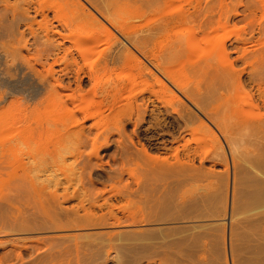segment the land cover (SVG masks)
<instances>
[{
  "label": "bare ground",
  "instance_id": "bare-ground-1",
  "mask_svg": "<svg viewBox=\"0 0 264 264\" xmlns=\"http://www.w3.org/2000/svg\"><path fill=\"white\" fill-rule=\"evenodd\" d=\"M19 1L23 3L20 4L21 6L24 5L23 9L21 8L22 10L17 9L16 7L17 1H15L16 5H14V3L12 4L13 1H11L10 4V0H3L1 2L2 3L4 2L3 4H6L7 7L6 9L12 12L13 20L25 21V24H21V25H25L27 30L32 34L35 33L34 25L42 26L41 25L42 22H44L45 24L46 23L51 24L52 22H54L51 20L52 18L53 19H55L56 17L59 18L61 17L60 15H62L60 12L59 16L53 15L54 17H51V19H49L50 14L47 13V10H45L42 7L47 0H19ZM56 1H57L56 3L59 2L58 4H60L61 7L62 6L65 7L64 8L65 10H68L67 11L68 14L66 13L67 15L65 14L64 18H61L59 20L60 22L59 21L57 22L60 23L62 29L70 28L69 30H71L72 26L73 27L76 26L78 29H85L86 32L90 30V32L93 31L98 33V31H102V29H104V31L106 30L110 32L109 34H111L112 32L115 34V36L111 35V37L113 36L116 39V42L114 40L115 46L112 47V50H109L110 52L105 56L103 65L100 64V66L102 65L104 72L114 70V65L119 63L120 66V62H122L124 65L129 64L130 68L132 65L133 66L132 68L135 67L137 69L138 72L137 71L136 72L140 74L139 76L141 75L145 76L147 79L149 78V81L150 80L152 81V83L150 82V84H153V88L154 87L155 88L154 89L152 88L151 91H149L150 92L149 96L148 95L146 97L141 96L140 101L142 102L140 103L138 101L139 99L138 100L132 99L134 101L132 100L130 101L128 99L130 95L127 94L126 95L127 98L125 99L126 100L128 99L129 101L127 100L128 103H126V105L125 103L122 104L125 106L121 110L120 108H122L121 107L122 105L119 103V100L121 102V100H123L122 98L125 97L126 92H124V90L126 91L127 89L123 90V88L126 87L124 86L126 82L123 83L124 87L122 88V84L121 85L120 83L117 84L118 81L112 84H110L109 81L108 82L109 84L105 83L104 86L102 87L100 86L102 90V92L100 93H102L103 96L99 98L100 100L98 99L99 103H96L99 104V107L98 105L95 106L98 107L96 108L97 111L95 112L99 114L100 120L102 118L100 114L102 115L103 112L109 111V113L108 114L106 113L105 115L109 121L104 115H102L104 116L103 119H106L110 123L113 122L111 123V126L113 125L114 129L117 128L116 131L119 133V138H121V134L123 133L125 134L126 123L128 122L132 125V131L137 138V142L129 135H126L127 134L126 133L125 135L127 139L123 138L124 134L122 135V139H124L125 141L127 140L126 143L123 145V143L121 142L123 140L121 141L119 140V145H120L119 147L121 149L119 147L117 148H119V151L122 150V152L120 153H130L129 154L130 156L126 154V156L129 157V159L128 157L127 159L128 161L137 162V164L135 163L136 165H138L139 162L143 163L145 161L143 163L144 164L143 166L145 167V163H146V168L143 169V174H145L146 177L144 179L141 177L133 176L135 178L133 177L132 178L136 183V188H133L131 186L132 181L129 182V179L126 178L124 175L125 173L124 172L121 174L119 173V171L122 170L124 171L123 168H126V164H125L126 160L125 161L122 160L121 162L123 165L125 164V167L121 166L120 168H122V170H120L119 168V171L117 170L118 172L113 171L114 169H116L115 167H113L114 168L113 170H109V171L106 170L105 173H99V171L98 172L93 171L91 169H88V167L87 169L85 168L80 173V178L78 181V184H80L79 186L80 189L75 188L72 190V192L70 191L69 193L68 187H65V191H64L65 193L59 194L58 189L56 187L50 190L48 183L47 184L41 183V185L35 184L33 180L29 177V173L24 171L23 165H25V162L24 163L22 162L23 164L22 165L20 160L19 165L21 164L20 166H22V169L25 172L23 181L25 180L28 181L27 179H29L30 185L29 184L27 185L28 188H22L24 192H26L25 195L23 194V190L21 189V187L20 188L17 187L18 183L19 185H21L20 184L21 180L16 181V183H14L12 186L8 185V189H6V191H2V194L0 195V199H1L0 202L2 201L1 202L2 205L0 206V211L2 212L0 214H2L4 212L3 210L5 209V211L7 210V212L10 213L13 219H16L17 220L16 222H18L19 221V219H17L18 216L21 214L24 215V213H22L23 208L21 209L19 206L21 204H25L22 203L23 200L21 199L24 196V202L27 201L26 203L29 204V202H31L32 199L36 203L34 204L31 202V204L34 205H29L30 207L34 206L33 208L35 210H33L32 208V211H36V212L32 213L31 208L28 207H27L28 209L24 207L26 209L24 212L27 213V211L30 209L28 213L31 212L32 215H34L31 216L32 218L37 217L39 214H40L39 216L42 215V217L39 218V220H37L38 218L37 219L33 218L34 221H30V224H25L20 226L19 223H17L16 226L17 225L19 226L14 227L13 225H15V223H13L12 226L7 224L8 222L7 223L5 222L6 220L2 218L3 216L2 214V216L0 215V236H5L6 234H9L8 231H13V230L19 232H28L33 230L36 231V229L38 230L44 229L43 231L54 230L56 235L53 234L55 235L53 237L43 236V238H37L35 240H32L31 242H28L27 240V242L24 241L22 244L15 243V245L12 246L11 249H8L9 253L10 251L13 252L16 255V258L21 260L22 255L28 252V248L29 247L33 248L31 249L30 254L32 255L36 254V257L34 256L33 261L28 260L29 261L28 263L27 260H25L24 258V260L26 261V263L24 262V264H73V263L81 264L82 262H85L87 260L86 258L87 256H89L88 260H90V257L91 258L94 257L95 259H97L95 257L97 255L99 256L101 255V257H103L104 260L108 261L112 251L115 254L113 255V258L115 259L114 260L115 264H216L214 262L216 260L213 259L214 258L213 256L215 255V253L219 252V248H220L219 239L221 238V241L224 240H222L221 236H219L220 237L219 238L218 234L214 233L217 231L216 228L213 229L212 227L211 228L208 227L210 229L209 230L208 228L205 227L206 224L205 225L203 224L201 225V223L195 224L197 223V219H201L203 217L210 218L211 216L215 217V215L211 213V211L210 213L207 214L205 212V215L198 211L199 210L198 206L200 204L198 205L199 201H197L198 200L197 198L206 197L207 199L209 198L208 200H210V203L212 201L215 204L214 206L216 207V210L213 209L212 207L211 208L212 211L215 210L217 219L218 216L221 217L223 215L224 216L223 223L227 222V227H228V233L226 232L227 250L225 249V251L223 250L222 252L228 251V253L226 254L227 255L229 254L228 259L231 261V263L229 262V264H237V261L238 264H264V48L257 46L260 45L261 40L259 41V39L256 38L260 43L258 41L257 43L259 44L256 43L257 45L255 43H252L253 41H251L250 38L247 37L245 30L244 32L240 33L237 36V38H235V40L233 39L226 41L227 37L225 38V41H222L223 39L221 40L222 42L219 40L218 43H220L219 44L220 48L217 49L221 51L222 55H224L223 57L228 59L227 60L225 59L223 62L222 61L214 62V60L210 56L213 55L212 53L207 57L204 56V58L203 57L200 58L201 61L198 60L195 63L191 62L192 64H190V68L192 71L190 70L189 71L190 74H188L189 73L188 72L187 76L186 73L184 74L185 77L184 76L183 77L185 79L179 75L180 73L178 70L177 72L179 74L176 73L175 70L177 69L175 68L176 61L174 62L173 67L171 65L172 62L178 59L179 57L182 58H180L178 60L179 62L178 61L177 62L181 64L182 61L181 59H183V57L184 56L186 57L187 55L185 53L186 50L188 48H189L188 50H190L191 48L192 40L193 42H195L194 41L196 40L195 38L199 39L201 38L202 35L206 36L209 34L210 36V33L212 32L215 33L219 28L226 26L228 23L230 24L229 19L232 14L229 13L231 12L233 13L234 10H235L234 16L235 15L239 16L244 13H239L236 10L237 9L236 7H235L236 9L234 10L232 9L231 11H229L227 5L230 3L228 2L227 4L226 3L227 0L216 1V2L219 1L220 3L219 6H216L217 4L215 5L216 7H219L218 10L217 8L215 9V7L209 2L211 0L209 1L193 0V2H191L192 0H186L188 1V3L189 1L191 2L190 3L191 5L189 6L187 5L188 7L182 6L183 5L182 0H180L181 1L180 5L181 4L182 5L180 6L178 3L177 4V6L179 5L178 7L176 6V4L173 7L171 3L179 2V0H146V2L148 1L150 4L148 2L146 3L145 0H143L141 2H145V3L144 5H141L142 7L139 8L138 5L135 8L132 7L136 3L139 4L140 1L138 0H56ZM186 1L184 0V2ZM131 2L132 3L134 2L135 4L134 3L132 4ZM147 4H149L150 6L154 5L152 7L153 9H155L154 7H157V11L155 9V11L157 12V13L155 12L156 13L155 16L151 14L153 18L151 19L149 18L148 20L146 19L147 17H145V11L147 12L148 9L146 10L141 9L144 6L149 8L148 6H146ZM168 4H171L173 8L168 7L169 6ZM17 6L19 7V4ZM1 9L3 10V7ZM149 9H151V7ZM4 12H6V10ZM69 12L71 15L69 14ZM216 14L217 16L215 18ZM38 17L40 19H38ZM241 17L244 18L246 16L242 15ZM3 19L6 20L7 18H3ZM3 19L0 17L1 23L5 21ZM136 19L140 21L139 22L135 21ZM261 20L259 21V23L261 22ZM239 21L240 20H238V22ZM4 24L5 23H3V25ZM56 24L54 25V28L55 26H58ZM11 25H8L7 27L9 26L13 27ZM262 25L263 26L260 25L258 26L264 28V24ZM179 26L181 27L184 26L188 30H186V32H183L182 29L181 30L182 32L180 33L179 31L180 29L178 28ZM244 26L245 25L243 24L242 27L246 28ZM49 27L47 25L46 27L43 28L45 31V35L43 34V36H45L46 39H48L47 42L48 41L49 42L48 43L44 42L47 48L43 43L41 44L43 45V49L45 48L42 51L45 52L46 50L49 56V53L51 51L55 52V50L51 49L53 48V46L54 47L56 46L55 48L57 50L55 53H53L54 55L52 58L53 61L50 64V66L48 65L47 67L46 65L47 68L44 66V68L47 69V73L48 74L51 73V77L53 80V82L51 83L52 88L49 85L51 90L49 89L48 93L51 92V95H53V93H57L58 95L56 97L59 98L55 99L56 94L53 95L52 98L54 97L53 98L55 99L54 101L56 102L57 100V104H59L58 101L64 99L62 102L66 104V98L62 99L60 93L62 92L64 96L66 95L65 94L66 90H69L70 92L67 91V95H66L67 98H69V103L71 102L73 105H76L77 101H75L76 99L75 97L77 96H75L73 93L75 88L74 90H72L73 89L72 84H75L79 92H83L80 90L85 89L83 88L85 85L94 89L96 85H100L97 84V82L101 80H98L99 77L97 75H95L96 78L94 76V73H97V71L89 68L85 69L86 67L80 64L79 59H77L73 54L72 45L67 46V44H65V39L67 38L66 33L63 32L62 34V31L60 32L59 30H57V27L56 30L51 29L52 27L51 28ZM175 27L178 28V30L177 29L174 30V31L177 30L175 32V35L177 34V32L178 34L174 37L173 40L171 38L174 35L171 36L170 34L169 37L170 36L171 37L169 38V40L171 39L172 41L169 43L168 42L165 43L166 41H164L165 38L163 37L164 38V39L162 38L164 41L163 42L161 37L166 35L167 36L166 39H168V34H167L169 33L168 31L174 29ZM231 27L232 26H230V28ZM13 28H15V26ZM243 28L240 29V32L241 30L243 31ZM256 30L257 29H255V31ZM258 30L264 32L263 29L258 28ZM24 31L22 33L20 32L21 34H23V36L26 32ZM93 32L91 33L92 36H94V34L96 35V33L93 34ZM69 37L71 36L69 35L68 38ZM95 37L96 36H94L93 39ZM213 37L210 38L212 39ZM83 38H80L78 40L80 44L78 43L76 45L78 41L76 43L73 42L74 47L75 45L76 47L78 46V48L76 47L75 48L78 49L79 52L83 48L82 47L83 45H84L83 49L85 50L86 43L85 42L83 43V41H85L88 38L86 39L85 37ZM43 39L45 38L43 37ZM203 39L201 38L202 42L201 40L197 42L203 43ZM24 41L26 44V40ZM50 41H52V44L54 42H56L57 44L55 43L56 45L53 44L50 47L49 45L51 44ZM217 41L215 40L216 44ZM18 42H23V40L21 41L20 39L18 40ZM213 43H212L213 46L216 45ZM214 47L216 49V46ZM214 47L209 51L211 52L212 50H215ZM12 49L13 47L10 50ZM16 49L14 51H16ZM84 50L82 53L83 54L85 52L87 53V51ZM195 50L197 51V49ZM196 51H194V53ZM10 52H12L11 54L13 55V50ZM10 52H8V54ZM16 53L18 54L19 52L17 51ZM82 53H81L82 56L78 53L81 56L80 58L88 57L86 53H85L86 57L84 56L85 54L83 55ZM189 54L191 55L192 53L189 52ZM190 55L188 57H190ZM230 56L233 57L231 58ZM86 59H84V62H86L85 61ZM186 59L184 60V62L186 61ZM193 59L195 60V58ZM189 60H191V58ZM182 64L184 65V63ZM54 65H58L57 71L54 68ZM185 65H187V63ZM236 65L237 66L242 65V66L241 67L239 66L240 68H238L236 67ZM185 67L186 66H184L183 69H186ZM173 68H175L174 69L175 71L173 70ZM179 68L181 69L182 67ZM121 70L123 69L121 68ZM58 73H69V74L74 73V76L72 80H69L65 83L64 79L62 78L63 75L60 74L61 76H55ZM85 73H90V74L86 75ZM189 75H191L192 77H190ZM85 76H88L89 79L90 78L93 79V82L91 81L92 82L91 85L94 86L91 85L89 86L87 84L89 81L86 80L87 77L85 78ZM142 76L141 78H143ZM186 77H189L188 80ZM109 78L107 77L104 81H106L107 79L109 80ZM145 79L143 78L141 80L144 81ZM129 81H131V79ZM149 81L147 84L150 86ZM126 84H128V82ZM45 88L47 87H44V89ZM247 88L248 90H246ZM70 89L72 90V92ZM129 91H133V90H129ZM123 92L125 93L124 97H122ZM69 93H72L73 95ZM83 93H81L82 95L79 94L78 96L79 97L80 95L81 97L84 96ZM244 95H245V99L247 98L246 100L248 101L247 105H245L246 103H244V101L242 100ZM49 96L48 97L46 96L48 100H49ZM24 99L26 98L24 97ZM64 104H62V107ZM118 105L120 108L118 107ZM101 108H104V111H102ZM62 109H64L65 112L66 109L68 110V108H66V105ZM81 111L82 112L79 113L83 114L82 115V117L84 116V119L82 118L83 120L82 119L80 120V118L77 117L78 115L76 116V111L74 112V110L69 108L68 114L69 116H72V113L74 112L73 113L74 118L70 125L64 124V129H65L64 135L69 137H71V135H75L76 138L75 140L81 143L85 142L89 138L91 139V141L89 142L97 143L99 139V134H95V132H93L95 135L90 137L92 131H90L91 128H87L88 126L86 124V120L93 117L98 118L95 117L98 115H94V111H92L93 113L89 112L88 110H81ZM155 111L156 114L154 113ZM146 114L148 115V118L150 119L153 118L155 120V121L153 120L155 122L154 125H152L153 123L151 124L152 127L154 126L153 129L142 128L143 127L142 124L144 120H146L147 118ZM163 115L164 116L166 115L167 117L162 118L161 116ZM168 118L170 119L167 120ZM107 121H106L107 123L106 126L109 127L110 125L108 126ZM150 121L152 122V120ZM60 122L61 120L58 121L56 124L55 121H53V123L61 127L62 125L60 124H62L63 121L62 123ZM99 122L100 121H98V123ZM102 122H105V120H103ZM98 123H94V125L96 126L98 125ZM101 126L104 127L105 123H102L100 127ZM148 126L150 127L149 124ZM50 127L41 125L39 128L41 131L45 132V131H49ZM94 127L92 130H94ZM112 127H110V129L113 130ZM96 128L98 129H95V131H98L100 129L99 127ZM61 129L62 127L58 130ZM170 129H172V131ZM31 130L33 131L34 128ZM168 130H170L171 132H169ZM109 133L107 132L106 134H103L104 136L102 137L104 139L101 138V140L104 141L103 142L104 146L107 148L111 144L110 143L111 133L110 134ZM197 134L198 135L200 134L201 139H199V141L200 140L204 141V139L205 141H207L208 140L206 139L207 137L210 138V140L213 139L214 141L213 140L212 141L214 143L217 142L215 143L217 147L216 149L217 151L215 152V154H213V156H204L205 154L203 155L204 157H200L201 155L198 156L200 158L199 159L200 165L198 166L195 165V156L197 155L196 154L197 151L192 149V144H191V140L196 141ZM60 135L62 136V134ZM201 135L203 136L204 139H202ZM14 136L16 135H13V137ZM166 136H168L170 140L166 138ZM187 136L188 137L191 136V138L189 137L190 138L189 139ZM13 137H11V139H13ZM14 138H18V135L17 137ZM11 139L8 138L7 141L8 140L10 141ZM7 141H3L0 144V168L3 166L5 167L6 165L8 166V164H11L10 161L12 162V164L13 162L17 163V161L10 160L11 158L9 156V153L11 152L8 151L11 150V147L13 145H12V140L10 141L11 143L9 141L8 143ZM14 141L15 140L13 139V142ZM199 141H196L198 142L196 143L198 144V146L201 144V142ZM5 142L8 143V145ZM116 142L117 141H115V143ZM136 143H139L140 147H138ZM168 143H171L173 146L171 145L172 147H170ZM96 146L99 147L100 145L96 144L95 146H93V149ZM181 147L184 150L182 155L180 154ZM100 148L101 147H99L98 149ZM98 149L95 148V150L92 151L91 155H94V153L98 152L99 151ZM151 151L158 152L155 154L161 153L162 155L161 154L153 155ZM198 154H200V152ZM95 156H98V154H95ZM172 156L173 159L171 160L170 158H172ZM208 158L212 159L211 162H213V164H220L224 168V170L221 172H216L214 169H209L208 171L204 170L205 169V168L203 169L205 163L204 161L208 160ZM140 159L141 160L143 159L144 161L143 160L139 161ZM101 160L99 159L97 163ZM113 160H115V158H113ZM88 162L92 164L91 160H89ZM86 164H88L89 166V163ZM128 169L129 168H127V172ZM128 174L130 175V171ZM93 175H96L100 178L102 177L107 178L108 179L107 181L110 182L108 187L107 185L98 186V184L92 179ZM150 175L154 177H151ZM148 176H150L151 178H148ZM84 178L90 179L89 182ZM154 180L158 182L160 186L163 187L167 186L168 188L171 186L170 184L174 185V183L175 185L176 184L180 185L181 183L183 184L186 183L191 185V184H197L198 182L199 184L200 182L202 183L205 181L208 182L199 185L201 186L200 189L202 195H200V192L193 194L191 193L187 196L189 201H187L188 199H186V196L184 198V195L186 192H188V190L182 194L181 196L182 198L180 197L181 195L180 194L178 197L181 198L182 200L184 198L186 199V201H183L184 203L181 205L182 207L180 206L181 209L180 207H178L181 203L179 205L175 204L176 207L179 208V210L177 209L176 212L174 211V213L170 212L171 208L169 207H172L173 209L175 206L174 207L169 206V204L173 205L172 203L175 201L171 200L172 202L171 203L169 199L174 198L176 194L169 192L170 190L168 189H165V190H161L160 194L158 193L159 195H157L156 201L151 207L149 206L147 207L145 205L147 207L146 209L147 212L144 211V213L141 214L139 212L140 215L126 214L125 206L130 202L132 203L134 198L140 193L141 191L140 189H142L143 187L146 188L147 186L151 187L152 184H155ZM158 183L156 186H159ZM17 188H19V190L16 191ZM46 189L47 190L49 189L50 191H48V193L44 192ZM13 190H15L14 192H16V194L12 193ZM20 190H22L21 191L23 194L22 196L19 193L17 194V192H20ZM168 192L171 194H169ZM10 193H12L14 196L17 195L16 196L17 198L20 195L21 198L19 197V199L21 200L17 199L13 195L12 196L15 199H17V201L11 198L12 196L10 195ZM141 197L143 198V196ZM144 197L147 198L146 195ZM71 198H75L77 200L76 204L66 205L69 202L68 200L69 199L71 200ZM207 199L205 200L207 201ZM18 200L21 204H18L19 203ZM114 200L123 202V204H117V203L114 204L112 203V201ZM135 200L137 201L139 199H135ZM165 201H168L169 204L167 203L168 204L167 205ZM6 202H7V207H6ZM145 204H146V200H145ZM148 208L150 209L148 210ZM175 209L176 208H174V210ZM7 212H4L6 213L5 215L8 214ZM28 213L25 216L31 215L30 213L29 214ZM181 218L183 220L190 219L192 225H189L187 227L184 226L185 227L184 229L183 227L179 229L176 228L177 226L176 227L174 226V228L166 227L167 229L162 227H158L154 229L146 227L148 229L146 228L143 229L141 227L142 230H135V228L139 225L143 227L146 225H159L158 223L161 222L168 223L170 221L173 222ZM204 218L203 220L206 219ZM249 218H253L257 223V231L254 234V236L248 240L245 239L242 240L238 237L239 239V240L237 239L239 241L238 242L236 238H234L236 235L235 227L237 225H243L244 220ZM9 221L11 223L12 220ZM213 224L215 223L213 222ZM210 225L211 224L207 226ZM133 226H135V228H133ZM214 226L217 227L218 225L216 226L215 224ZM126 227L128 228L132 227L134 230H130V231L121 230L122 228H126ZM101 228L103 229L107 228V230L108 229L111 230L104 232L103 229ZM91 229H101L103 232H100L101 231L100 230L95 234L88 233V230L90 231ZM73 230H77V231L80 230V232L81 231L83 232L78 234L77 233L69 234V231H73ZM65 231H67L68 234H65ZM218 231H222V229L221 230L218 229ZM61 232H63L64 234ZM241 234H245V233L242 232L240 233V235ZM237 235H239V232L237 233ZM24 237L25 236H23V240L27 239L26 237L24 239ZM5 239L4 240L2 238L0 239V246L6 242L10 243L11 240L8 241ZM17 239L22 240V237ZM12 241L14 240L12 239ZM246 242L248 246L246 245V248H244V244H246ZM249 242H251V244H248ZM199 248L201 252L202 250H204V254L202 256H198L199 254H197ZM4 252L5 254H7V250ZM240 252L247 253V256L246 255L242 256L243 257L242 261H241L242 257L240 255L241 254ZM235 253L237 254L240 253L238 255H240L241 258ZM237 256L238 258L236 260ZM94 258L93 260H95ZM3 259L4 256L0 255V261H3ZM31 259L32 258H30V260ZM89 262L92 263L91 260ZM224 264H226V262Z\"/></svg>",
  "mask_w": 264,
  "mask_h": 264
},
{
  "label": "rangeland",
  "instance_id": "rangeland-1",
  "mask_svg": "<svg viewBox=\"0 0 264 264\" xmlns=\"http://www.w3.org/2000/svg\"><path fill=\"white\" fill-rule=\"evenodd\" d=\"M1 1H3V0H1ZM0 1V3H2ZM11 1H13L12 2V4L14 3V5H16V3H17V5L19 4V7L21 6L20 4H23L21 1H19V0H10V4H11ZM15 1H17L16 3H15ZM138 1H140L139 2V4L138 3H134L135 5H131L133 8H135V7H137V5H138V8L139 7H142L141 5H144V3L146 2V0H145V2H141V1H143V0H138ZM137 1V2H138ZM186 1V0H185ZM207 1V0H206ZM209 1V0H208ZM217 0H211V1H209L214 7H215V9L217 8V10H218V8L219 7H216V6H219L220 5V3H219V1L218 2H216ZM234 3H232V2ZM18 2H20V3H18ZM57 1L56 0H47L44 4H43V8L45 9V10H47V13H49L48 15L50 16V18L49 19H51V17H54L55 15L56 16H59V14H60V12H61V14L62 15H60L61 17H59V18H55V19H51L52 21H54V22H52L51 24L50 23H44V22H42L41 23V25L42 26H38V25H34V29H35V33H30L28 30H27V28L25 27V25H21V24H25V21L24 20H20V21H23V22H20V21H15V20H13L12 19V12L10 11V10H7L6 8V4H0L1 6H0V17L3 19V18H7L6 20L5 19H3V20H5L3 23H5L4 25H3V23H1L0 22V144L3 142V141H7V139L8 138H10L11 139V137H13V135H16V136H14V137H17V135H18V138H14L13 137V139L16 141H14L13 142V139H11L12 140V147H11V150H10V148H9V150L10 151H8V152H11V153H9V156H10V160H12V161H17V163H14L13 162V164H12V162L10 161V163L11 164H8V166L6 165L5 167L3 166V167H1L0 168V195L2 194V191H6V189H8V185L9 186H12L14 183H16V181H18V180H21V182H20V184L21 185H19V183H18V185H17V187H21V189L22 188H28V184L30 185V183H29V179H27L28 181H23V178H24V171H26L27 173H29V177L33 180V182L35 183V184H40L41 185V183H45V184H47L48 183V185H49V189L50 190H52V189H54L55 187L58 189V193L60 194H63V193H65L64 191H65V187H68V191H69V193H70V191L72 192V190L73 189H80V184H78V181H79V178H80V173L86 168L87 169V167H88V169H91V170H93V171H96V172H98L99 171V173H105L106 172V170L107 171H109V170H113L114 168L113 167H115L116 169H114L113 171H119V168L122 166H124L125 167V164H126V168H123L124 169V171L122 170V168H120V170H122V171H119V173L121 174V173H125L124 175H125V177L126 178H128L129 179V182H131L132 184H131V186L133 187V188H136V183H135V181H134V179L133 178H135V177H133V176H136V177H141V178H144L145 179V177H146V175L145 174H143V169L144 168H146V163H145V167L143 166L144 164V162L143 163H141V162H139V161H142L141 159L138 161L139 163H138V165H136L137 164V162H134V161H128V159H129V157L128 156H126V154L127 155H129L130 153H120V152H122V150L121 151H119V140L121 141V140H123V141H121L122 143H123V145L126 143V141L124 140L125 138H126V135H129L130 137H132L134 140H136V142H137V138H136V136L134 135V133H133V131H132V125L130 124V123H126V129H125V134H124V136H123V138L124 139H122V135L123 134H121V138H119V133L116 131L117 130V126L115 127L116 129H114V126L112 127L111 126V123H113V122H108L109 120H108V118L105 116L106 115V113L108 114L109 113V111H105V112H103V114L102 115H104L106 118H107V120L106 119H103V117L104 116H102L101 114H100V116L102 117L101 118V120H100V117H99V114L98 113H96L95 111H97V109L96 108H98L99 107V104H96V103H99V101H98V99L99 98H101V96H103V94L102 93H100V92H102V90H101V87L102 86H104V84L105 83H108L109 81H110V84H112V83H115V82H117V84H119L120 83V85L122 84V88L124 87V86H126V87H124L123 88V90L124 89H127L126 91L124 90V92H126V94L123 92V96H122V94H121V96L122 97H124V94H125V97L124 98H122L123 100H121V102H120V100H119V103L122 105V104H124L125 103V105H126V103H128L127 102V100L129 99L130 101L132 100V99H139L138 101L141 103L142 101H140L141 100V96H144V97H146L147 95L149 96L150 95V92L149 91H151V89L153 88V84H150V82L152 83V81L150 80L149 81V78L147 79L145 76H142L144 79L146 78L148 81H149V84H150V86L147 84L148 83V81L146 82L145 80L143 81V80H141V79H143V78H141V76H139L140 74H138L137 72V69L134 67V68H132L133 66L131 65V68H130V66H129V64H127L128 65V68H127V65H124L122 62H120V66H119V63H117V64H115L114 65V70H111V71H108V72H104L103 71V68H102V65H103V62H104V58H105V56L110 52L109 50H112V47H114L115 46V42H116V39H115V37H111V35H114L115 36V34L113 33H111V34H109L110 32H108V31H104V29H102V31H98V33H96V32H93V31H91L90 32V30L88 31V32H86V30L85 29H78L76 26L75 27H71L72 29L71 30H69V29H62V27L60 26V23H57L61 18H64V15L67 13V11L68 10H65L64 8L65 7H61L60 6V4H58V3H56ZM148 2V1H147ZM146 2V3H147ZM182 6H185V7H188L189 5H191L190 3L191 2H193V0L190 2L189 1V3H188V1H186V2H184V0H182ZM213 2V3H212ZM228 2L230 3V4H228ZM132 3V2H131ZM130 3V4H131ZM132 3V4H133ZM140 3H143V4H140ZM149 3V2H148ZM152 3V2H151ZM179 3V5H180V3H181V1L179 0V2H176V3H171L172 4V6L174 7V5L176 4V6H177V4ZM185 3H188V4H185ZM206 3V2H205ZM226 3L228 4L227 5V8L229 9V11H231L232 9L234 10V9H236L239 13H244V14H242V15H245L246 17H241L242 15H239V16H237V15H235L234 16V11H233V13L231 12V13H229V14H232L231 16H230V19H229V21H230V24L228 23L226 26H224V27H222V28H219L215 33L214 32H212V33H210V36H209V34L208 35H206V36H201V38L203 39V43H201L202 42V40H201V38H199V39H197V38H195L196 40H194L195 42H193V40H192V42H191V44L192 45H195L196 46V48H195V46H192L191 44V48H190V50H188V53H187V50H186V57L184 56L183 57V59H181L180 61H181V64H179L178 62V60L180 59V58H182V57H179L178 59H176V60H174L173 62H172V67H173V64H174V62L176 61V67L175 68H177V69H175V68H173V70L175 69L176 70V73L177 74H179L180 76H184V74L186 73V76H187V73L191 70V68H190V64H192L193 62L195 63L196 61H198V60H200L201 61V59L200 58H204V56L205 57H207V56H209L210 54H212L213 53V55H210L211 57H212V59L214 60V62H223L225 59L227 60L228 58H225V57H223L224 55H222V53H221V51L220 50H218L219 48H220V46H219V44L220 43H218L219 42V40L221 41L222 39V41H225V38L227 37V39H226V41H229V40H235V38H237V36L240 34V33H242V32H244V30L246 31V35H247V37H249L250 38V40L251 41H253L252 43H257V39H259V41L261 42H259L260 43V45H257V44H259V43H257L256 45L259 47H261V48H264V32L262 33L261 32V30H258V28L259 29H263L264 30V28H262V27H260V26H263L262 24H264V0H227L226 1ZM239 3V4H238ZM244 5H243V4ZM150 4V3H149ZM149 4H147L146 6H148L149 8L151 7V9H149V8H147V7H143V8H141V9H143V10H146V9H148L147 10V12L145 11V17H147L146 19L148 20L149 18L151 19V18H153V16H155V14L157 13L156 11H157V7H154L155 9H156V11H155V9H153L152 7L154 6H150ZM153 4V3H152ZM171 4H168L167 6L168 7H170V8H173L172 6H171ZM210 4V5H211ZM217 4V5H216ZM242 4V5H241ZM16 5V7H17V9H19V10H22L23 9V6H21L20 8L18 7ZM140 5V6H139ZM178 5V6H179ZM180 5V6H181ZM188 5V6H187ZM211 5V6H212ZM216 5V6H215ZM234 5V6H233ZM240 5V6H239ZM176 6H175V8H176ZM177 6V7H178ZM3 7V10L1 9ZM236 7V8H235ZM22 8V9H21ZM64 9V10H62V9ZM145 8V9H144ZM161 8H163V7H161ZM161 8H159V9H161ZM169 8V9H170ZM231 8V9H230ZM241 8H243V9H241ZM67 9V8H66ZM227 9V10H228ZM6 10V12H4ZM59 12H57V11ZM60 10V11H59ZM152 10V11H151ZM241 10V11H240ZM244 10V11H243ZM153 12H154V14H153ZM156 12V13H155ZM4 13H6V14H4ZM8 13V14H7ZM4 14V15H3ZM30 14H33V13H30ZM68 14V13H67ZM66 14V15H67ZM69 14H70V12H69ZM150 14V15H149ZM153 16H152V15ZM54 15V16H53ZM71 15V14H70ZM4 16V17H3ZM9 16V17H8ZM149 16H152V17H149ZM216 16H217V14L215 15V18H216ZM237 16V17H236ZM255 16V17H254ZM67 17H69V16H67ZM144 17V18H145ZM240 19H239V18ZM13 20H11V19ZM241 18H243V19H241ZM9 19H10V21H9ZM38 19H40L39 17H38ZM235 19V20H234ZM240 20L239 22H238V20ZM248 19V20H247ZM261 20V22L259 23V21ZM51 20H50V22H51ZM144 20V19H143ZM232 20V21H231ZM8 21H9V24H8ZM135 21H138L137 19L135 20ZM140 21V20H139ZM138 21V22H139ZM228 21V22H229ZM247 21H249V22H247ZM7 22V23H6ZM60 22V21H59ZM57 23V24H56ZM233 23V24H232ZM250 23V24H249ZM7 24V25H6ZM12 24V25H11ZM58 25V26H55V28H54V25ZM243 24L245 25L244 27H246V28H243L242 26H243ZM8 25H11V26H15V28H13V27H7ZM48 25V27L49 28H51V29H55L56 30V27H57V30H59L60 32L62 31V34H63V32L64 33H66V36H67V38L65 39V44H67V46H70V45H72V50H73V54H74V56L77 58V59H79V62H80V64H82V65H84V67H86L85 69H93V70H95V71H97V73H94V76L95 75H97L98 77H99V79L98 80H101V81H98L97 82V84H100V85H96V86H99V87H96L95 86V88L94 89H92L91 87H88V86H84L83 88H85V89H83V90H80V91H83V92H86V90H87V92L86 93H83V92H79L78 90H77V88H76V86H75V84H72V90H74V88H75V90L73 91V93H74V95L75 96H77V97H75L76 99H75V101H77V103H76V105H73L71 102L69 103V98H67V91H69V90H66V95H64L63 96V94H62V92L60 93V95H61V97H62V99L63 98H66V104H64L62 101L64 100H60V101H58L59 102V104H57V100H56V102L54 101L56 98H59V97H56L58 94L57 93H53V95H55V99H53L52 98V96L53 95H51V92H49L48 93V91H49V89H50V87L52 88V85H51V83L53 82V80H52V77H51V73H47V67H48V65L50 66V64L52 63V61H53V53H55L56 52V46L54 47L53 46V48H51V49H53V50H55V52L54 51H51L50 53H51V55H50V53H49V56H48V54H47V52H46V50H45V52L44 51H42V50H44L43 49V45H41L42 43L45 45V47H46V44L45 43H48L47 42V40L48 39H46V37L45 36H43V34L45 35V31H44V27H46V26ZM232 26L231 28H230V26ZM253 25V26H252ZM258 25H260V26H258ZM4 26V27H3ZM20 28H19V27ZM44 26V27H43ZM228 26V27H227ZM251 26V27H250ZM1 27H3V28H1ZM6 27V28H5ZM22 27V28H21ZM25 27V28H24ZM43 27V28H42ZM181 26H179L178 28L180 29L179 31H180V33L183 31V32H186V30H188L187 28H185L184 26H182V27H184V28H180ZM9 28V29H8ZM74 28V29H73ZM76 28V29H75ZM178 28H174V29H172V30H170L171 31V33H170V31H168L169 33H167L168 34V39H166V35L165 36H162L161 37V39L163 38L164 39V41H166L165 43H169V42H171L173 39H174V37L178 34V32H177V34L175 35V32L178 30ZM224 28V29H223ZM228 28V29H227ZM243 28V31L241 30V32H240V29H242ZM254 28V29H253ZM22 29V30H21ZM62 29V30H61ZM175 29H177L176 31H174ZM183 29V30H182ZM221 29H223V30H221ZM226 29V30H225ZM255 29H257L258 30V32H257V30L255 31ZM11 30V31H10ZM26 32H25V31ZM83 30H84V32H83ZM101 30V29H100ZM182 30V31H181ZM254 32H252V31ZM13 31H15V32H13ZM25 32V34H26V36H25V34H24V36H23V34H21L22 32ZM173 31H174V33H173ZM220 31V32H219ZM10 32V33H9ZM21 32V33H20ZM90 32V33H89ZM93 32V34L94 33H96V35L94 34V36H96L94 39H93V37L94 36H92V33ZM218 32V33H217ZM30 33V34H29ZM89 33V34H88ZM253 33V34H252ZM15 34V35H14ZM40 34V35H39ZM50 34H52V33H50ZM171 34V36H173L170 40H169V38L171 37H169V35ZM258 34V35H257ZM71 36V37H69L68 38V36ZM81 35H83V36H81ZM201 35V34H200ZM199 35V36H200ZM17 36H18V38H17ZM20 36H22V37H20ZM38 36V37H37ZM42 36V37H41ZM89 36H92V37H89ZM214 36V37H213ZM258 36H259V38H258ZM43 37L46 39V41H45V39H43ZM83 37H85V39L86 38H88V39H86L85 41H83V43L85 42L86 44V46H85V50L83 49L84 48V45L81 47L82 49L80 50V52H79V50L78 49H76V48H78V46L76 47V45L79 43V39L80 38H83ZM206 37V38H205ZM210 37H213L212 39L210 38ZM21 39V41L23 40V42H18V40H20ZM257 38V39H256ZM38 39V40H37ZM58 39V38H57ZM68 39V40H67ZM90 39V40H89ZM163 39H162V41H163ZM5 40V41H4ZM24 40H26V44H25V41ZM44 40V41H43ZM59 40H61V39H59ZM82 40V39H81ZM83 40H84V38H83ZM114 40H115V42H114ZM160 40V39H159ZM201 40V42H197V41H200ZM212 40V41H211ZM215 40L217 41V44H216V42H215ZM40 41H42V42H40ZM78 41V42H77ZM88 41V42H87ZM90 41V42H89ZM163 41V42H164ZM206 41V42H205ZM221 41V42H222ZM45 42V43H44ZM51 42V44H49L50 45V47L54 44V45H56L57 43L56 42H54L53 44H52V41H50ZM73 42H77L76 43V45H75V47L73 46ZM80 42H82V41H80ZM213 42H215V43H213ZM39 43V44H38ZM56 43V44H55ZM82 43V44H83ZM194 43V44H193ZM201 43V44H200ZM212 43L213 44H216V45H214V46H216V49H215V47L212 45ZM80 44V43H79ZM81 44V45H82ZM222 44V43H221ZM10 45H12V46H10ZM26 45H27V47H26ZM48 46V45H47ZM211 46V47H210ZM214 47V49L215 50H212L211 52L209 51V50H211V49H213V47ZM219 46V47H218ZM13 47V55L11 54L12 52H10V51H12V50H10L11 48ZM19 47H21V48H19ZM87 47V48H86ZM198 47V48H197ZM16 49V51H14L15 49ZM47 48V47H46ZM218 48V49H217ZM9 49V50H8ZM27 49V50H26ZM50 49V48H49ZM194 49V50H193ZM195 49H197V51L195 50ZM8 50V51H7ZM20 50V51H19ZM83 50L84 51H87V56L88 57H86V54L84 55L82 52H83ZM19 52L18 54L16 53V52ZM27 51V52H26ZM194 51H196L195 53H194ZM8 52H10L9 54H8ZM49 52V51H48ZM189 52H191L192 54L190 55L189 54ZM21 53V54H20ZM29 53V54H28ZM81 55V53L87 58H84V57H82V58H80L81 56L79 55V54ZM208 53V54H207ZM184 54V53H183ZM190 55V57H188L189 55ZM224 54V53H223ZM17 55V56H16ZM192 55H193V58H195V60L192 58ZM9 56V57H8ZM12 56V57H11ZM13 56H14V58H13ZM8 57V58H7ZM16 57V58H15ZM18 57V58H17ZM171 57V56H170ZM231 58L233 57V56H230ZM186 58H191V60H189V59H186ZM198 58V59H197ZM10 59H12V60H10ZM14 59V60H13ZM22 59H23V61H22ZM84 59H86L85 61L86 62H84ZM171 59V58H170ZM186 59V61L184 62V60ZM25 60V61H24ZM188 60V61H187ZM229 60H232V59H229ZM14 61V62H13ZM82 61V62H81ZM178 61V62H177ZM190 61V62H189ZM11 62H13V63H11ZM192 62V63H191ZM225 62H227V61H225ZM21 63V64H20ZM177 63H178V66H177ZM182 63H184V65L182 64ZM187 63V65H185ZM189 63V64H188ZM28 64V65H27ZM100 64H102L101 66H100ZM122 64H123V66H122ZM18 65V66H17ZM24 65V66H23ZM46 65H47V67H46ZM86 65V66H85ZM180 65V66H179ZM188 65H189V67H188ZM23 66V67H22ZM27 66V67H26ZM30 66V67H29ZM44 66L46 67V68H44ZM116 66V67H115ZM118 66V67H117ZM122 66V67H121ZM184 66H186L185 68L186 69H183L184 68ZM242 66V65H236V67H238V68H240V67ZM11 69H10V68ZM29 67V68H28ZM179 67H182L181 69L179 68ZM15 68V69H14ZM33 68V69H32ZM36 68V69H35ZM54 68L56 69V71L58 70V65H54ZM117 68V69H116ZM119 68H120V70H119ZM121 68L123 69V70H121ZM127 68V69H126ZM190 68V69H189ZM10 69V70H9ZM49 69V68H48ZM9 70V71H8ZM22 70V71H21ZM26 70V71H25ZM42 70V71H41ZM131 72H130V71ZM174 70V71H175ZM177 70L179 71V73L177 72ZM180 70H181V72H180ZM186 70V71H185ZM188 70V71H187ZM98 71H101V72H98ZM102 71H103V73H102ZM137 71V72H136ZM192 71V70H191ZM31 72V73H30ZM43 74H42V73ZM109 72H110V74H109ZM119 72V73H118ZM183 72V73H182ZM107 73V74H106ZM134 73V74H133ZM136 73V74H135ZM194 73V72H193ZM47 74H48V76H47ZM54 74H56V73H54ZM63 75L62 76V78L64 79V81H65V83L67 82V81H69V80H72V78H73V76H74V73H71V74H69V73H58L57 75H55V76H61V75ZM69 74V75H68ZM86 75L87 74H90V73H85ZM93 74V73H92ZM109 74V75H108ZM138 74V75H137ZM181 74H183V75H181ZM188 74H190V72L188 73ZM34 75H35V77H34ZM41 75V76H40ZM32 76V77H31ZM45 76V77H44ZM109 76H110V78H109ZM134 76H135V78H134ZM190 77H192L191 75H189ZM42 77H43V80H42ZM48 77V78H47ZM87 77V78H86ZM109 78V80L107 79L106 81H104L106 78ZM129 78V80L131 79V81H129L128 80V78ZM132 77V78H131ZM185 77V76H184ZM183 77V78H184ZM41 78V79H40ZM46 78H47V80H46ZM68 80H67V79ZM85 78H86V80L87 81H89L87 84L90 86L91 84H92V82H93V79L92 78H88V76H85ZM95 78H96V76H95ZM114 78V79H113ZM187 78V80H188V78L189 77H186ZM48 79H50V80H48ZM112 79V80H111ZM121 79V80H120ZM185 79V78H184ZM48 81H49V83H48ZM92 81V82H91ZM95 81V80H94ZM97 81V80H96ZM112 81V82H111ZM120 81V82H119ZM122 81V82H121ZM143 81V82H142ZM99 82H101V83H99ZM128 82V84H126V83ZM130 82V83H129ZM34 83V84H33ZM123 83H125L124 84V86H123ZM146 83V84H145ZM109 84V83H108ZM49 85H50V87H49ZM41 86V87H40ZM47 87V88H45L44 89V87ZM91 86H94V85H91ZM101 86V87H100ZM43 87V88H42ZM130 87V88H129ZM134 87V88H133ZM26 88V89H25ZM41 88V89H40ZM96 88H98V89H96ZM155 88V87H154ZM153 88V89H154ZM249 88V87H248ZM248 88L246 89V90H248ZM36 89H38V90H36ZM70 89V90H71ZM36 92H35V91ZM51 90V89H50ZM72 90H71V92H72ZM77 90V91H76ZM85 90V91H84ZM101 90V91H100ZM129 90H133V91H129ZM40 91V92H39ZM65 91V90H64ZM63 91V92H64ZM75 91H76V93H75ZM70 92V91H69ZM78 92H79V94H81V93H83L84 94V96H82L81 97V95H80V97L78 96L79 94H78ZM41 95H40V94ZM44 93H46V94H44ZM132 93V94H131ZM36 94V95H35ZM42 94H43V96H42ZM48 94V95H47ZM69 94H72V93H69ZM77 94V95H76ZM102 94V95H101ZM130 95L129 97H128V99L126 100L125 98H127V96L126 95ZM51 97H50V96ZM73 95V94H72ZM26 98V99H24V97ZM49 96V100H48V98L47 97ZM135 96V97H134ZM22 97V98H21ZM46 97V98H45ZM33 98H35V99H33ZM53 99V100H52ZM61 99V98H60ZM121 99V98H120ZM143 99V98H142ZM247 99V98H246ZM245 99V95H244V97H243V101H244V103H246L245 105H247V100ZM100 100V99H99ZM125 100V101H124ZM128 100V101H129ZM134 100H132V101H134ZM122 101H123V103H122ZM15 102V103H14ZM138 102V103H139ZM16 106H15V105ZM62 104H64L63 105V107H62ZM119 104V105H120ZM12 105H14V106H12ZM66 105V108H68V110H69V108H71L72 110H74V112L76 111V116L78 117V118H80V120L83 118L84 119V116L82 117V115L83 114H80L82 111L81 110H88L89 112H91V113H93L92 111H94V115H98V116H95V117H98V118H90V119H87L86 120V124H87V128H91L90 129V131H92V133H91V136L90 137H92V136H94L95 134H99V139H98V142L97 143H95V142H89V141H91V139L89 138L88 140H86L85 142H83V143H81V142H78L77 140H75L76 138H75V135H71V137H69V136H65L64 135V132H65V129H64V124L65 125H70L71 123H72V121H73V118H74V116H73V113H72V116H69V114H68V110L66 109V112H65V110L64 109H62V108H64V106ZM96 105H98V107H95ZM119 105H118V107H119ZM120 105V106H121ZM125 105H122L121 107L122 108H120V110L121 109H123V107L125 106ZM244 105V104H243ZM244 105V106H245ZM61 106V107H60ZM16 107V108H15ZM168 107H170V106H168ZM248 107V106H247ZM95 108V109H94ZM102 109V111H104V108H101ZM170 109V108H169ZM19 111V112H18ZM71 111V110H70ZM21 112V113H20ZM80 112V113H79ZM69 113H71V112H69ZM79 113V114H78ZM155 114H156V111L154 112ZM81 116V117H80ZM146 116H147V118H146V120H144V122H143V129L144 128H154V126L152 127V125H154V119L152 118V117H154V116H152L151 118L152 119H150V118H148V115L146 114ZM150 117V116H149ZM162 118H165V117H167L166 115L164 116H161ZM160 117V118H161ZM55 119V120H54ZM82 119V120H83ZM96 119H99V120H96ZM170 118H168L167 120H169ZM61 120V122L60 123H62V121H63V123L62 124H60V123H58V124H60V125H62L61 127H62V129L61 130H58V129H60L61 127L60 126H58V125H56L57 124V122L58 121H60ZM103 120H105V122H102ZM149 120V121H148ZM150 120H152V122L150 121ZM154 120V121H153ZM53 121H55V123H53ZM57 121V122H56ZM96 121V122H95ZM98 121H100L99 123H98ZM106 121L108 122V126L109 127H107L106 125H107V123H106ZM65 122V123H64ZM53 123V124H52ZM94 123H98V125H94ZM102 123H105V126L104 127H100V125H102ZM153 123V124H152ZM48 124V125H47ZM51 125V127H50V125ZM85 124V125H86ZM145 124V125H144ZM148 124L150 125V127L148 126ZM152 124V125H151ZM41 125H45V126H48V127H50V129H49V131H41L40 130V126ZM115 125V124H114ZM57 126V127H56ZM91 126V127H90ZM94 127V130H92L93 129V127ZM148 126V127H147ZM96 127H99L100 129L98 130V131H95V129H98V128H96ZM110 127H112L113 128V130L112 129H110ZM34 128V130L32 131L31 129H33ZM58 128V129H57ZM57 130H58V132H57ZM64 130V131H63ZM101 130H103V131H101ZM171 131H172V129H170ZM170 130H168L169 132H171ZM55 131V132H54ZM60 131V132H59ZM115 131V132H114ZM93 132H95V134L93 133ZM109 133L110 134V146H108V148L107 147H105L104 146V144H103V140H101V138H103L102 136H104L103 134H106V133ZM133 133V134H132ZM60 134H62V136L60 135ZM93 134V135H92ZM132 135V136H131ZM198 135V134H197ZM196 135V141H199V139H201L200 138V134L197 136ZM74 136V137H73ZM101 136V137H100ZM63 137V138H62ZM73 137V138H72ZM188 137V136H187ZM190 138H191V136H189ZM188 137V138H189ZM201 137H202V139H204L203 138V136L201 135ZM62 138V139H61ZM68 138V139H67ZM94 138V137H93ZM166 138H168L169 140H170V138L168 137V136H166ZM189 138V139H190ZM104 139V138H103ZM127 139V138H126ZM206 139H208L207 141H205V139H204V141L203 140H200L199 142H201V144L198 146V144H196V143H198V142H196L195 140H191V144H192V149L193 150H195V151H197L196 152V156H195V165H200L199 163H200V161H199V157L198 156H200V157H204V156H213V154H215V152L217 151L216 149H217V147H216V144L215 143H217V142H213L212 140H210V138H207L206 137ZM10 140V141H11ZM117 141L116 143H115V141ZM210 140V141H209ZM9 141V140H8ZM7 141V142H8ZM9 141V142H10ZM8 142V143H9ZM113 142V143H112ZM6 143V142H5ZM8 143H6L7 145H8ZM11 143V142H10ZM128 143V142H127ZM94 144V145H93ZM96 144H99L100 146L99 147H101L100 149H98L99 147L98 146H96V147H94V149H93V146H95ZM137 144V146L138 147H140V145H139V143H136ZM169 145H170V147H172L173 145L171 144V143H168ZM172 145V146H171ZM10 146V145H9ZM174 146H176V145H174ZM110 147V148H109ZM117 147H119V148H117ZM95 148L96 149H98L99 151L98 152H96V153H94V155H91V153H92V151L93 150H95ZM198 148V149H197ZM114 149V150H113ZM121 149V148H120ZM182 147L180 148V154L182 155L183 154V152H184V150L182 149ZM214 149V150H213ZM115 151V152H114ZM154 152V153H153ZM182 152V153H181ZM200 152V154H198ZM115 155H114V154ZM151 153L154 155L155 153H158V152H155V151H151ZM208 153V154H207ZM95 154H98V156H95ZM119 154V155H118ZM159 154H161V153H159ZM159 154H155V155H159ZM205 154V155H204ZM92 157H91V156ZM123 155V156H122ZM125 155V156H124ZM162 155V154H161ZM204 155V156H203ZM94 156H95V158H94ZM117 156H118V158H117ZM130 156V155H129ZM99 158L101 161H99L98 163H97V161L99 160V159H97V158ZM127 157H128V159H127ZM113 158H115V160H113ZM120 158V159H119ZM9 159H8V161H9ZM171 160L173 159V156H172V158H170ZM20 160H21V164H22V162L24 163L25 162V165H23L24 167V171H23V169H22V166H20L19 165V163H20ZM89 160H91V163L92 164H90V162H88ZM107 160V161H106ZM125 161L126 160V163L123 165L122 164V162L121 161ZM210 160V161H209ZM211 160L212 159H210V158H208V160H206V161H204L205 163H204V166H203V169L204 170H209V169H214L216 172H221V171H223L224 170V168L220 165V164H213V162H211ZM94 161V162H93ZM115 161V162H114ZM119 161H120V163H119ZM107 162V163H106ZM111 162H112V164H111ZM119 164H118V163ZM134 162V163H133ZM86 163H89V166H88V164H86ZM130 163V164H129ZM136 163V164H135ZM111 164V165H110ZM115 164H117V165H115ZM127 164H128V166H127ZM115 165V166H114ZM119 165V166H118ZM215 165V166H214ZM105 166V167H104ZM117 166V167H116ZM107 167V168H106ZM112 168V169H111ZM127 168H129L128 169V172H127ZM104 170V171H103ZM117 171V172H118ZM127 173H126V172ZM129 171H130V175L128 174L129 173ZM133 172V173H132ZM141 174V175H140ZM145 175V176H144ZM93 176H94V178H93ZM92 176V179L98 184V186H102V185H107V187H108V185H109V183L110 182H108L107 180V178H105V177H102V178H100V177H98V176H96V175H93ZM95 176H96V178H95ZM151 177H154V176H152V175H150ZM150 176H148V178H151ZM133 177V178H132ZM97 178H99V179H97ZM84 179H86L88 182H89V180L90 179H87V178H84ZM212 179V178H211ZM133 181H134V183H133ZM155 181V180H154ZM212 181H214V180H212ZM108 184H107V183ZM208 182V181H207ZM206 181L205 182H200V184H199V182L197 183V184H191V185H189V184H186V183H181L180 185L179 184H176L175 185V183H174V185L173 184H170L171 186V188L169 187H163V186H160V184L158 183V182H154L155 184H152L151 185V187L149 186H147L146 188H142L143 189V191H142V189H140L141 191H140V193L134 198V200L132 201V203L130 202V203H128L127 205H129V206H125V212H126V214H131V215H140L141 213H144V211H146V209H147V207L149 206V207H151L154 203H155V201H156V198H157V195H159L160 193H161V190H165V189H168V190H170L169 192H171V193H175L174 195H175V197H174V195H173V197L174 198H171V199H169V197H168V199H169V201L171 202V200L172 201H175V202H179L178 204L177 203H175V202H171L173 205H170L169 203H168V201H165V203L167 204H169V206H175L174 208H176L175 210H174V208L172 209V207H169V208H171L170 209V212H173L174 213V211L176 212V210L178 209L179 210V208L178 207H180L184 202L183 201H186V199H188L187 198V196L189 195V194H193V193H199L200 192V195H202L201 194V186H199V185H201V184H204V183H207ZM25 183H26V185H25ZM50 183V184H49ZM104 183V184H103ZM157 183H158V185L159 186H156L157 185ZM186 184V185H185ZM39 185V186H40ZM187 185H189V186H187ZM158 188V189H156V188ZM163 187V188H162ZM19 188H17L16 189V191L17 190H19ZM45 190L44 192H46V193H48V191H50V190ZM160 189V190H159ZM23 190V189H22ZM22 190H20V192H17V194L19 193V194H21V196L24 194L25 195V193L26 192H24V190H23V194H22ZM28 190V189H27ZM173 190V191H172ZM188 190V192H186L185 193V195H184V198H185V196H186V199H184L183 198V200L181 199L182 197V194L185 192V191H187ZM15 190H13L12 191V193H15L16 194V192H14ZM175 191V192H174ZM168 192V193H169ZM203 192V191H202ZM12 193H10V195L12 196L13 194ZM30 193V192H29ZM142 193V194H141ZM159 193V194H158ZM171 193H169V194H171ZM141 194V195H140ZM168 194V195H169ZM181 194V195H180ZM146 195V197L147 198H145L144 196ZM180 195V197L181 198H179L178 196ZM14 196V195H13ZM11 197V198H13V199H15L14 197H16V196H14V197ZM26 196H27V194H26ZM25 196V197H26ZM141 196H143V198L141 197ZM156 196V197H155ZM19 197H20V195L18 196V198L17 199H19ZM170 197H172V196H170ZM178 197V198H177ZM199 197V196H198ZM21 198V197H20ZM203 198V199H202ZM17 199H15L16 201H17ZM23 200V202L22 203H25V204H21L20 202H19V200ZM21 199H19L18 200V204H21V205H19L20 206V208L22 209V213H24V215L23 214H21V215H19L18 216V218L17 219H19V221L18 222H16L17 220L16 219H13V217L10 215V213L9 212H7V210L5 211V209L3 210L4 212H7L8 214V217L10 218H8L7 217V215H5L6 213H2L3 214V216H2V214H0L1 216H2V218H4L6 221V223L7 224H9L10 226H12V224L13 223H15V225H13L14 227L16 226V224L17 223H19V225L21 226V225H25V224H30V221H34L33 220V218L31 217V216H34V215H32V213H34V212H36V211H32V208L34 207V206H29V205H34V204H36L35 203V201H33L32 199H31V202L32 203H34V204H31V202H29V204L28 203H26V202H24V196H23V198H21ZM135 199H139V200H135ZM167 199V200H168ZM174 199V200H173ZM181 200V201H179V200ZM198 200L197 201H199L198 202V205L200 206H198V211L200 212V213H202V214H204L205 215V212H206V214L207 213H210V211H211V213H213L214 215H215V217L214 216H211L210 218L208 217V218H204L205 220H203V218H201V219H197V223H195V224H199V223H201V225L203 224V225H205L206 224V228H208V227H212L213 229H215L216 228V232H214V233H216V234H218V237L219 236H221L222 237V240H224V241H221V238L219 239L220 240V248H219V252L218 253H215V255L213 256L214 258V260H216V261H214L216 264H224L225 262H226V264H229V262L231 263V261L228 259L229 258V254L227 255L226 253H228V251H226V252H222L223 250L225 251V249L227 250V242H226V240H227V234H226V232L228 233V227H227V222H224L223 223V218H224V216L222 217H219L218 216V219H217V216H216V213H215V210H216V207L214 206L215 204L211 201V203H210V200H208L206 197L204 198V197H201V198H197ZM205 199H207V201L205 200ZM1 200V199H0ZM145 200H146V204H145ZM147 200H148V203H147ZM178 200V201H177ZM204 202H203V201ZM69 202L66 204V205H75L76 204V199L75 198H71V200L69 199L68 200ZM142 201V202H141ZM187 201H189V199L187 200ZM2 202V201H1ZM1 202H0V206L2 205L1 204ZM140 202V203H139ZM209 202V203H208ZM16 203V202H15ZM112 203H114V204H123V202H120V201H116V200H114V201H112ZM181 203V204H180ZM202 203V204H201ZM208 203V204H207ZM17 204V203H16ZM17 204V205H18ZM27 204H28V206H27ZM167 204V205H168ZM179 205L178 207H176V205ZM132 205H134V206H132ZM147 207H146V206ZM211 205V206H210ZM207 206H209V207H207ZM214 206V207H213ZM6 207H7V202H6ZM24 207H28V208H31V212H29L31 215H28V216H25V215H27V213H28V211L30 210H28L27 211V213H25L24 211L26 210ZM182 207V206H181ZM181 207H180V209H181ZM213 209H215L214 211H212V208ZM27 208V209H28ZM143 208H145V209H143ZM200 208H203V209H200ZM209 208V209H208ZM150 208H148V210H149ZM33 210H35L34 208H33ZM172 210V211H171ZM209 210V211H208ZM143 211V212H142ZM2 211H0V213H1ZM139 212H140V214H139ZM147 212V211H146ZM28 213V214H29ZM219 213V212H218ZM40 215V214H39ZM37 216V217H35L34 219H37V220H39V218H41L42 217V215L41 216ZM7 218H6V217ZM213 217H214V219H213ZM212 218V219H211ZM12 220L11 221V223H10V221L9 220ZM30 219V220H29ZM222 219V220H221ZM216 220V221H215ZM219 220V221H218ZM205 221V222H204ZM207 221V222H206ZM225 221V220H224ZM24 222V223H23ZM209 222V223H208ZM213 222L216 224V226L218 227H215L214 225L215 224H213ZM163 223H165V224H163ZM171 223V224H170ZM175 223V224H174ZM221 223V224H220ZM155 224V223H154ZM159 225H146V226H141V225H139V226H137L136 228H135V226H133V228H135V230H142V228L144 229V228H146V227H148V228H151V229H154V228H158V227H162V228H166V227H168V228H174V226L176 227V228H179V229H181L182 227H183V229L185 228V227H187V226H189V225H192V223H191V221H190V219H178V220H175V221H170V222H161V223H158ZM160 224H163V225H160ZM209 224H211L210 226H207V225H209ZM213 224V225H212ZM19 225H17L16 227H18ZM181 225V226H180ZM185 226V227H184ZM142 227V228H141ZM220 227V228H219ZM224 227V228H223ZM132 227H126V228H122L121 230H123V231H125V230H127V231H130V230H134ZM148 228H146V229H148ZM205 228V229H206ZM236 233H235V231H234V233L236 234L235 235V237L234 238H236V240L238 239V237L240 238V239H245V240H248V239H250L251 237H253L254 236V234L256 233V231H257V223L255 222V220L253 219V218H249V219H245L244 220V223H243V225H237L236 227ZM101 229H103V228H101ZM101 229H91L90 231L88 230V233H92V234H95L96 232H99ZM167 229V228H166ZM204 229V228H203ZM209 229V228H208ZM218 229L219 230H221L222 229V231H218ZM44 229H36V231H28V232H19V231H8L9 232V234H6L5 236H0V239L2 238L3 240L5 239V240H11L10 241V243L8 244L7 242L6 243H4L3 245H1L0 246V255L1 256H4V259H3V261H0V264H4L6 261V263L7 264H14L16 261H18V262H16L15 264H24V262L26 263V261L25 260H27V263L29 262V261H33V259H34V256L36 257V254H30L31 253V249H33V248H31V247H29L28 248V252H26L25 254H23L22 255V259L20 260V259H18V258H16V255L13 253V252H11L10 251V253H9V250L8 249H11L12 248V246H14L15 245V243L16 244H19V243H23L24 241H26L27 242V240H28V242H31L32 240H35V239H37V238H43V236L44 237H48V236H55L56 234H55V232H54V230H45V231H43ZM108 230H111V229H108ZM107 230V228L105 229H103V231L104 232H106V231H108ZM202 230V229H201ZM207 230V229H206ZM210 230V229H209ZM41 231H43V232H41ZM53 231V232H52ZM74 231H76V232H74ZM102 230L100 231V232H103ZM213 231H215V230H213ZM225 233H224V232ZM19 232V233H18ZM49 232H50V234H49ZM64 232V231H63ZM63 232H61V233H63ZM81 232H83V231H81ZM80 232V230H73V231H69V234H78V233H81ZM239 232V235H237V233ZM242 232H244L245 234H241V235H244V236H241L240 235V233H242ZM46 233V234H45ZM57 233V232H56ZM225 235H224V234ZM24 234V235H23ZM53 234H55V235H53ZM64 234V233H63ZM65 234H68V232L67 231H65ZM223 234V235H222ZM23 236H25L27 239H25V237H24V239L25 240H23ZM248 236V237H247ZM22 237V240L20 241V240H18L17 238H21ZM243 237V238H242ZM16 238V239H15ZM12 239L14 240V241H12ZM239 240V239H238ZM237 240V241H238ZM18 241V242H17ZM14 242V243H13ZM222 242H225V243H222ZM239 242V241H238ZM7 244V245H6ZM248 244H251V242H249ZM5 245V246H4ZM246 245H247V242H246V244H244V248H246ZM4 248H3V247ZM223 246H224V248H223ZM248 246V245H247ZM5 247H7V248H5ZM7 250V254H5V252L4 251H6ZM245 250V249H244ZM243 251V250H242ZM203 252V253H202ZM202 252H201V250H200V248H199V251H198V253L197 254H199L198 256H202L203 254H204V250H202ZM1 253H3V254H1ZM201 253V254H200ZM222 255H221V254ZM241 253V252H240ZM240 253H238V254H240ZM243 253H244V255H243ZM218 254V255H217ZM235 254H237V253H235ZM237 254V255H238ZM15 255V256H14ZM32 255V256H31ZM113 255H115L114 254V252L112 251L111 252V256L109 257V259H108V261H106V260H104L103 259V257H101V255L99 256V255H97V256H95L97 259H95L94 257V259L95 260H93V258H91L90 257V260H91V262H92V260H93V262L92 263H90L89 261L90 260H88L89 259V256H87L86 258H87V262L85 261V262H82L81 264H115L114 262V258H113ZM224 255V256H223ZM227 255V256H226ZM241 257L242 256H247V253H245V252H242L241 254ZM240 255H238L239 257H240ZM24 256V257H23ZM99 256V257H98ZM217 256H218V258H217ZM238 256L236 257V260H237V258H238ZM29 257V258H28ZM240 257V258H241ZM24 258H25V260H24ZM30 258H32L31 260H30ZM113 258V259H112ZM216 258V259H215ZM228 260H227V259ZM13 259H17L16 261L15 260H13ZM219 259V260H218ZM13 260V261H12ZM29 260V261H28ZM243 260V257L241 258V261ZM10 263H9V262ZM95 261H97V262H95ZM105 261V262H104ZM218 261V262H217ZM223 261V262H222ZM5 263V264H6ZM240 263V262H239ZM74 264V263H73ZM75 264H78V263H75ZM237 264H238V261H237Z\"/></svg>",
  "mask_w": 264,
  "mask_h": 264
}]
</instances>
